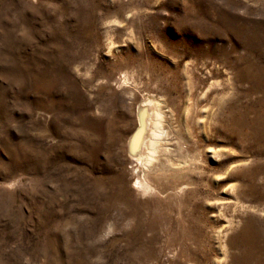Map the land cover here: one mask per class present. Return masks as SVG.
<instances>
[{
	"label": "rangeland",
	"instance_id": "obj_1",
	"mask_svg": "<svg viewBox=\"0 0 264 264\" xmlns=\"http://www.w3.org/2000/svg\"><path fill=\"white\" fill-rule=\"evenodd\" d=\"M0 264H264V0H0Z\"/></svg>",
	"mask_w": 264,
	"mask_h": 264
},
{
	"label": "bare ground",
	"instance_id": "obj_2",
	"mask_svg": "<svg viewBox=\"0 0 264 264\" xmlns=\"http://www.w3.org/2000/svg\"><path fill=\"white\" fill-rule=\"evenodd\" d=\"M151 117V116H150ZM150 120H154L155 122H153V127L156 124V122H158L157 120H155V118H151ZM148 122V121H147ZM143 138L141 137L140 134H137L136 137L132 139V144H131V148H132V153L133 155L135 154V157L137 159H139L140 161H144L148 162L152 159L153 157V153L155 151V142L154 140L151 138V140H149V142H142ZM145 187V186H144Z\"/></svg>",
	"mask_w": 264,
	"mask_h": 264
}]
</instances>
